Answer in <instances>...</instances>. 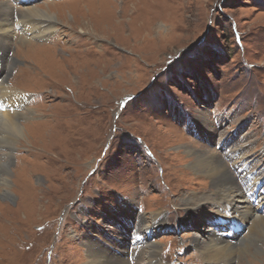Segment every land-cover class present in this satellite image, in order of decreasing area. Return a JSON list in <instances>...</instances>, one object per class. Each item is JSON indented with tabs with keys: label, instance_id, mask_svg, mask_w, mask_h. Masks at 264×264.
<instances>
[{
	"label": "rangeland",
	"instance_id": "1",
	"mask_svg": "<svg viewBox=\"0 0 264 264\" xmlns=\"http://www.w3.org/2000/svg\"><path fill=\"white\" fill-rule=\"evenodd\" d=\"M6 1L13 17L27 4L57 20L43 18L56 28L44 36L13 32L1 57L3 81L24 95L25 136L0 127L12 194L0 195V264H88L90 237L127 256L138 218L150 225L158 212L165 228L146 236L158 264H207L191 236L222 225L227 238L230 220L211 205L180 207L211 193L186 147L224 157L223 142L247 145L238 162L264 178V0ZM201 115L216 131L200 128ZM227 156L245 194L249 180ZM258 232L220 264H264Z\"/></svg>",
	"mask_w": 264,
	"mask_h": 264
},
{
	"label": "bare ground",
	"instance_id": "2",
	"mask_svg": "<svg viewBox=\"0 0 264 264\" xmlns=\"http://www.w3.org/2000/svg\"><path fill=\"white\" fill-rule=\"evenodd\" d=\"M9 1L15 4H25L29 0ZM7 2L8 1L0 3V127L4 130L7 127L9 136L11 135L17 139V137L24 138L25 136L24 126L18 121L19 116L23 115L20 109L24 106L25 99L24 95L12 90L10 86L6 85L3 81V64L1 62V57L8 48L13 32L17 31L21 39L44 36L53 33L56 31V28L52 22H50L51 24L49 22L45 24L43 18L57 19L55 13L50 12V10L39 8L37 5L31 6L27 4L24 5V9L20 8L17 17H13L12 7ZM37 17L42 18L37 19L39 23L36 25L35 23L37 22L35 20ZM80 30L83 31L82 28ZM27 111H29V109H27ZM196 121L203 130L207 131L212 129L216 131V128H214L211 122L207 118H203L202 115L196 118ZM222 133L223 132H220V135ZM9 136L7 138L4 136V143L12 147L16 139ZM243 146L247 148V145L238 146L236 143L229 144L228 142H223L220 147L223 148L222 153H224L225 156L228 155V158H234V160H232V166H234L236 173L245 175V173L257 169L249 180V188L255 189L257 185L259 186V182H261V185L264 182V178L262 177L263 179L261 180V176H259V172L263 170V167L257 168V166H255V169L252 170L253 167L249 169L244 163L238 162L246 150ZM186 148L188 154L192 157L189 166L190 170L195 173L194 175H203L209 180V190L211 193L206 195L202 193H191L183 199L180 207L195 211L198 208H202L205 204L211 205L210 207H214L217 214L215 215L216 221L221 220V222H224L226 217L230 220V222H228L229 224L233 222L237 223V225L239 224V228L234 230L235 232L226 230L228 235L227 238L218 234L220 226L215 225L209 226L204 233H194L195 235L191 236L190 240L197 249L195 253L199 252L202 259L205 260L207 264H220L224 255L225 257L229 256L231 252L236 250L234 245L238 239L246 238L253 233L254 230L264 235V211H259L260 206L264 208V194L262 190L256 192L257 200L252 204L251 198L247 197V193L243 194L236 184V178L229 170L226 163L227 161L224 158L225 156L221 157L220 154L216 152L215 147L209 150L202 146L195 148L192 145H187ZM0 166L3 167V172L2 174L0 173V186L2 187L1 191H3V193L0 191V195L8 200L12 196L9 190L10 179H8L11 170L7 168V165L4 166L1 160ZM250 193L251 192H249V194ZM256 204L258 205L256 206ZM137 221V226L134 228L132 237L137 238L138 242H135L134 246H130L129 252L127 250V256L117 255L106 247L100 246L95 242L93 243L91 237L88 240L85 239L84 247L86 248L88 264H158L156 259L158 245L154 242L147 243V237H151L157 229L165 228V220L158 212V214L156 213L151 216L150 225L144 223L145 220L143 217L138 218ZM140 230L145 232V237L140 235ZM144 253L147 254L146 258L143 257ZM233 258L234 257H228L229 260L225 264H231Z\"/></svg>",
	"mask_w": 264,
	"mask_h": 264
}]
</instances>
